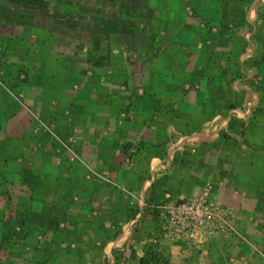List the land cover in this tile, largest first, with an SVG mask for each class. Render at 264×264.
<instances>
[{"label":"crops","instance_id":"0c3cea01","mask_svg":"<svg viewBox=\"0 0 264 264\" xmlns=\"http://www.w3.org/2000/svg\"><path fill=\"white\" fill-rule=\"evenodd\" d=\"M47 17L0 53V264H264V0H64ZM180 199L245 239L175 240L159 215Z\"/></svg>","mask_w":264,"mask_h":264},{"label":"built area","instance_id":"2783aa9c","mask_svg":"<svg viewBox=\"0 0 264 264\" xmlns=\"http://www.w3.org/2000/svg\"><path fill=\"white\" fill-rule=\"evenodd\" d=\"M239 112L243 115V118L252 117L254 115L253 99H251V101L248 102L247 105ZM40 124L43 125L42 123ZM45 128L53 139L54 143L58 147H60L67 155L75 158V154L71 146L67 142L60 139L56 134H54L51 129L46 126ZM175 209H177V213L172 212L169 209H165L162 210L159 215L161 222L164 224H166L165 221L169 216L172 218L171 224L174 223V225L177 226L172 236L175 240H180V238L182 237L189 240H194L196 237L195 231H197L198 229L206 230L205 228L207 226V229L210 230L208 231L209 235H207V233H205L204 231L205 235L203 236L215 237L219 234H224L221 233L222 231L231 233V231L233 230L226 220L216 219L215 213L210 209L209 204L208 202L206 203V201L203 202L201 200L180 199L179 204ZM174 225L172 224V226ZM168 226L169 221L168 225H166V227L164 228L165 233L169 231ZM216 232L219 234H216ZM175 233L177 234L175 235Z\"/></svg>","mask_w":264,"mask_h":264},{"label":"rangeland","instance_id":"374dc122","mask_svg":"<svg viewBox=\"0 0 264 264\" xmlns=\"http://www.w3.org/2000/svg\"><path fill=\"white\" fill-rule=\"evenodd\" d=\"M64 0H0V23L7 22V26H0V35H2L4 40L0 45V53H3L4 44L6 39L17 33V25L20 21H28L31 23L36 18L41 20H46L49 13V8L53 4H60ZM21 30V29H20ZM26 32V33H25ZM28 29H23L20 33L27 34ZM5 41V42H4ZM7 44V42H6ZM2 77V75H0ZM229 224L233 229L230 234H219L212 238L217 244H220L223 241L228 240L230 237L232 239L242 240L244 238L243 235L239 233L237 229L236 223L234 220H230ZM262 224V221L260 222ZM245 239V238H244ZM263 253V252H262ZM264 255V253H263ZM241 261L240 259H236L235 261ZM147 264H166L165 261L161 259V257H157L154 255H150L147 258Z\"/></svg>","mask_w":264,"mask_h":264},{"label":"trees","instance_id":"16d2710c","mask_svg":"<svg viewBox=\"0 0 264 264\" xmlns=\"http://www.w3.org/2000/svg\"><path fill=\"white\" fill-rule=\"evenodd\" d=\"M98 4H117V3H123L125 0H95ZM147 264V263H142Z\"/></svg>","mask_w":264,"mask_h":264}]
</instances>
